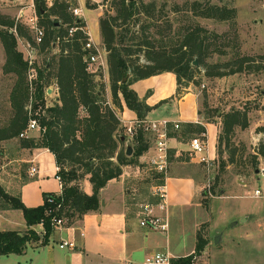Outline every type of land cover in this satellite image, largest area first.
Here are the masks:
<instances>
[{
  "label": "trees",
  "instance_id": "1",
  "mask_svg": "<svg viewBox=\"0 0 264 264\" xmlns=\"http://www.w3.org/2000/svg\"><path fill=\"white\" fill-rule=\"evenodd\" d=\"M36 3L38 25L44 30L42 41L35 45V54L37 52L43 57L41 65L36 63L35 58L29 65L17 48L19 38L34 45L31 31L15 23L11 16L0 13L4 70L15 76L9 94L11 116L5 125L0 126V141L17 137L21 148L48 149L54 156L61 189L58 193H44L43 203L37 206H26L19 193H9L0 183V211L20 210L27 226L24 231L0 230V256L23 254L27 244L33 241H39L38 246L46 245L56 227H79L84 215L97 213L101 188L110 180L118 179L124 166H139V157L147 151L151 141L149 132L142 125L136 126L130 138L132 154L126 155L125 137L129 135L115 110L122 107L120 99L135 112L139 121L144 120L153 107L140 98L130 85L139 79L169 71L176 76L178 96L183 88L199 84L196 80L198 65L193 66V61L196 59L199 65L204 64L212 44L198 23H182L181 17L176 18L178 16L168 20L163 4L111 0L109 11L113 13L106 10L98 18L111 94L110 105L105 95L102 68L90 64L87 59L95 49L84 48L88 35L79 27L84 26L85 21L82 17H74L68 10L69 5L76 2L54 0L50 6L39 0ZM184 6L192 16L204 19L233 21L236 16L234 7L208 1L193 0ZM171 9L176 14L182 10L178 4ZM174 23H177L176 26ZM71 27L78 28L69 35ZM212 51L219 50L215 47ZM251 60L248 56H237L236 68L231 72L243 70L249 62L252 71H264V58L259 64L251 63ZM30 68H34L36 73L31 83L27 78ZM205 73L217 75L208 69ZM52 84L56 87L57 100L49 101L46 90ZM29 101L30 112L27 109ZM215 111L208 109L203 116L204 121L213 122L218 128L215 180L230 164L234 165L237 175L255 171L260 161L264 163V123L255 130L261 137L251 152L236 156V149L232 147L227 157H223L221 142L225 139L228 146L234 127L246 128L249 122L245 110L232 109L223 114L221 122L213 119ZM31 118L40 127L38 135L19 137ZM168 136L190 139L200 136L206 140L202 123L187 122L180 128H169ZM171 156L169 150V161ZM152 177L156 178V183L164 180V176L157 172H153ZM86 183L91 188L90 193L85 191ZM57 220H60V225L55 223ZM39 224L42 226V238L33 228ZM195 237L193 252L173 257L172 264L193 263L208 241L199 231Z\"/></svg>",
  "mask_w": 264,
  "mask_h": 264
},
{
  "label": "rangeland",
  "instance_id": "2",
  "mask_svg": "<svg viewBox=\"0 0 264 264\" xmlns=\"http://www.w3.org/2000/svg\"><path fill=\"white\" fill-rule=\"evenodd\" d=\"M142 1H155L158 6L163 4L168 20L178 16L176 18L181 17L182 23H198L204 29L205 36L212 44L204 64L199 65L197 61L198 67L195 68L196 80L199 84L192 88L198 94L199 109L203 116L208 109L216 110L213 119L219 122L223 114L232 109L245 110L249 125L246 128L235 126L229 147L225 139L220 146L223 157H227V152L232 147L236 149V156L241 153L244 156L251 152L261 137V134L255 130L264 123V71H252L250 62V66L245 65L246 67L241 71L231 72V70L236 68L237 56H248L252 58L251 63L254 64L263 61L264 0H200L234 7L236 16L233 21H217L192 16L184 4L193 0ZM110 2L111 0H98V3L83 5L82 16L88 23L91 39H99L97 20L100 13L102 15L106 10L109 11ZM174 4L182 8L180 13L171 12ZM92 5L95 7L89 8ZM109 12L113 13L112 10ZM0 13L15 16L13 9L0 10ZM176 24L173 25L176 26ZM31 34L33 36V32ZM26 45L23 38L17 40V48L23 56H26ZM215 47L220 52L212 51ZM34 58L38 65L42 64L43 57L40 54L36 52ZM4 63L5 52L0 41V126L5 125L11 116L9 94L15 82V76L5 72ZM93 65L97 66L96 63ZM196 65L193 64V66ZM101 68L106 95L109 83L105 81L104 67ZM207 69L217 75L206 74ZM46 97L49 101L53 99L47 94ZM190 97L195 99L194 95H189L188 99ZM33 134L38 135V131L29 132L31 136ZM18 144L17 137L0 141V183L12 194H17L21 182L28 177L27 169L30 164L23 160L26 158L25 150ZM216 160L217 155L209 170L204 165L195 167L199 173L197 181L199 192L195 199L198 206L197 226L194 232L192 228L194 220L190 218L184 220L183 217L174 216L167 232L171 246L177 247L178 252L183 253L192 243H195V235L199 231L208 241L203 251L193 259L192 264H264V174L261 172L264 170V164L261 163L258 166L259 173L252 171L248 175H237L234 165L230 164L226 171L220 173L218 180H215L218 168ZM139 162L140 165L135 168V172L134 166L130 168V181L127 185L132 189L129 200L135 212L139 211L141 204L153 200L151 188L156 184V178L152 177V173L155 172L153 166L147 161ZM168 168L167 165L166 173ZM35 179H29L24 188L28 201L42 199L43 191L56 193L58 190V182L53 175L44 177L41 183L36 182ZM255 189H260L263 196H255ZM85 191L88 193L91 191L88 183L85 184ZM23 220L20 210L13 209L9 213L0 211L2 223L0 227L7 222L3 226L24 231L19 225ZM36 232L42 238V229H36ZM217 234L220 235V239L215 243L213 238ZM38 243L39 241H33L29 244L37 247ZM27 250L29 255L26 257L1 255L0 264H43L42 261H45L43 258L47 256L46 252L44 256L35 258L30 254L32 250L29 248ZM58 252L59 249L55 246L53 254L56 255ZM28 256L33 260L30 261ZM93 259L96 260V258Z\"/></svg>",
  "mask_w": 264,
  "mask_h": 264
},
{
  "label": "crops",
  "instance_id": "3",
  "mask_svg": "<svg viewBox=\"0 0 264 264\" xmlns=\"http://www.w3.org/2000/svg\"><path fill=\"white\" fill-rule=\"evenodd\" d=\"M83 19L87 30H89L86 19ZM91 40L101 52L104 62L101 67H104L105 81L107 83L105 51L101 46L100 31L99 39L92 38ZM130 87L140 98H144L149 106L153 107L146 115L144 121L166 119L170 121V128H173L175 122L179 123L178 128L187 122L202 123L206 132L205 143L207 150L205 154L211 160H215L218 128L217 125L204 121L199 109L198 94L192 88V85L183 88L182 92L177 96L176 76L172 72L165 71L134 81ZM46 94L49 98L52 97V100H57V91L54 85L47 88ZM189 95H194L195 99L191 97L188 99ZM106 98L111 105V94L108 87L106 88ZM120 100L122 107L120 109L115 108V110L122 126L135 125L138 120L135 112L125 106L122 98ZM112 107L114 106L112 105ZM189 142V137H169V150L172 153V159L169 161V168L164 178L166 214L169 225L173 221L174 216L183 217L184 220L186 218L194 220L192 228L195 232L198 209L195 199L197 192H199L197 183L199 173L195 170V167L197 165L203 166V164L191 155ZM125 144H127V137H125ZM21 149L25 150L26 154V158L23 160L30 164L27 169L28 177H25L24 180L26 181L20 184L17 193L20 194L21 200L26 206H37L43 203V194L46 192H42V199L38 198L34 201H28L24 189L26 183L33 178H36V182L41 183L44 177L53 175L58 182V190L56 191L58 193L61 187L56 176L57 166L53 154L46 148ZM153 153L154 144L150 141L147 151L139 157V161H148ZM261 163L263 161H260ZM31 167L36 168L33 175L29 173ZM136 167L138 166L133 167L134 172ZM130 168H132V165L124 166L123 173L118 179L110 180L101 188L99 191L100 209L97 213L84 215L79 227H56L46 245L35 247L27 244L24 253L18 256L26 257L29 255L27 250L29 248L32 250L30 254L35 258L44 256L46 252L47 256L43 258L45 259V261H42L43 264L45 262L46 264H140L147 255L156 251H168L173 257L192 253L195 243H192L183 253H180L177 247L171 246L167 233L163 234V232L139 224V211H134V207L129 200V195L132 192V189L129 186L127 187L130 181ZM10 211L13 210H5L3 212L9 213ZM0 224L2 223L0 222ZM6 224L7 222L3 225ZM3 225L0 230H19ZM19 225L24 230L27 228L24 220ZM41 227L39 224L33 228L41 230ZM79 232L80 237H78ZM62 240L73 241L75 244L74 248H59L58 244ZM55 246L59 249L56 255L53 254ZM93 258H96V260ZM28 259L30 261L33 260L30 256H28Z\"/></svg>",
  "mask_w": 264,
  "mask_h": 264
},
{
  "label": "built area",
  "instance_id": "4",
  "mask_svg": "<svg viewBox=\"0 0 264 264\" xmlns=\"http://www.w3.org/2000/svg\"><path fill=\"white\" fill-rule=\"evenodd\" d=\"M37 0H0V10L13 9L15 11L14 18L15 23H20L26 26L31 32H33L34 45L29 44L26 45V56L29 65L32 64L35 57V45L39 44L42 41L44 30L43 27L38 25V13H37ZM43 2L46 6H50L54 0H39ZM75 4H70L68 7L69 12L74 17H82L83 5L85 3H98V0H74ZM78 27H71L68 30V34L71 35L73 31H75ZM83 30L87 35V41L84 45L85 49L94 48L95 52L93 54H89L87 56L90 64L96 63L97 66H103L104 62L101 56V52L91 40L89 32L87 30L86 24L84 26L79 27ZM35 69L30 68L28 70V81L31 83L32 79L35 78ZM31 101V99H30ZM27 106L28 111H31V102ZM170 121L166 119L149 121L146 122L144 120H137L135 125H130L126 127V132L131 138L134 128L136 126L142 125L144 130L148 131L150 134L151 141L154 144V153L149 157L148 163H150L155 172L162 174V176L166 175L167 165L169 162V126ZM179 127V123L175 122L173 124V128L177 129ZM40 127L38 126L36 120L34 118L29 119L27 127L24 131L19 134V137H27L29 132L32 130H38ZM190 152L193 157H196L198 162L202 163L206 169H210L214 163V160H211L206 154V143L201 139L200 136H194L190 139ZM36 171L35 167L30 168V174L33 175ZM264 174V170H261ZM255 196H263L260 189L254 190ZM151 196L153 200L151 202H145L140 205L139 208V224L141 226H146L152 228L154 230H158L163 233L168 232L169 221L166 214V189L164 180L162 183H156L151 188ZM57 225H60V220L55 222ZM59 248L70 247L73 248L75 246L73 241L62 240L58 244ZM173 256L168 251H156L149 255H147L140 264H172Z\"/></svg>",
  "mask_w": 264,
  "mask_h": 264
},
{
  "label": "water",
  "instance_id": "5",
  "mask_svg": "<svg viewBox=\"0 0 264 264\" xmlns=\"http://www.w3.org/2000/svg\"><path fill=\"white\" fill-rule=\"evenodd\" d=\"M193 64H194V65L197 64V60H196V59L193 61ZM124 80H125V78H123L122 81H124ZM121 139L123 140L124 137L122 136ZM125 152H126V155H128V156L132 154V146H131V144H130V138H129V137H127V144H126V150H125ZM254 172H255V173H259V168L257 167V168L255 169ZM243 219H244V218H242V220H243ZM219 239H220V235H219V234L215 235L214 238H213V240H214L215 243H216Z\"/></svg>",
  "mask_w": 264,
  "mask_h": 264
}]
</instances>
